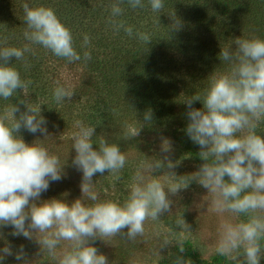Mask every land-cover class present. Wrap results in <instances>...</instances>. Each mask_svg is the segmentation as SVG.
I'll return each mask as SVG.
<instances>
[{"label": "clouds", "instance_id": "obj_1", "mask_svg": "<svg viewBox=\"0 0 264 264\" xmlns=\"http://www.w3.org/2000/svg\"><path fill=\"white\" fill-rule=\"evenodd\" d=\"M127 3L133 9L150 7L152 13H161L165 8V0ZM23 10L27 43L23 47L0 46V100L17 97V103L0 108V264H7L9 257H14L16 264H30L26 246L14 248L8 236L34 241L41 252L56 257L58 264H109L107 256L95 246L97 240L106 242L122 236L135 241L144 236L146 222L170 213L174 203L171 197L192 184L211 194L208 204L217 214L245 217L235 223L231 219L221 221L216 253L235 264H260L264 257V38L236 39L235 47L221 48L219 59L227 63V70L211 77L203 96H189L183 102L187 119L183 131L200 148L199 157L204 163L194 172L177 175L174 169L181 161L171 158V138L161 136L160 155L141 163L123 203L100 200L93 177L105 171L119 172L127 162L125 154L118 144L106 140H100L94 148L96 128L76 120L71 163L82 173V197L68 203L60 198L41 199L50 184L64 178L65 166L43 143H27L21 135L24 130L47 137L48 121L42 114V104L28 99L31 81L23 79L11 61L24 60L32 45L69 62L90 60L91 52L84 50L81 55L76 50L71 29L52 7H31L25 2ZM123 11L119 2L114 3L111 17H119ZM169 15L173 20L170 31L180 30L181 20L176 14ZM110 22L133 36V27L115 19ZM135 35L150 44L149 34ZM4 43L0 41V45ZM89 44L90 38L85 35L81 47L86 49ZM18 90L24 98L17 96ZM74 94L70 85L57 86L52 99L61 104ZM197 101L202 107H194ZM152 120V111H146L143 124ZM143 127L129 126L125 135L138 137ZM174 223L180 229L174 245L183 253L189 225L183 215ZM7 228L11 231L6 235ZM63 241L69 242L68 248L57 256ZM168 245L173 244L167 238L161 239L156 254ZM173 264H186V259L177 255Z\"/></svg>", "mask_w": 264, "mask_h": 264}, {"label": "trees", "instance_id": "obj_2", "mask_svg": "<svg viewBox=\"0 0 264 264\" xmlns=\"http://www.w3.org/2000/svg\"><path fill=\"white\" fill-rule=\"evenodd\" d=\"M25 2L55 9L71 29L76 50L81 55L84 50L91 52L90 60L69 62L32 45L24 60L12 59L21 77L31 81L28 99L42 104L47 126L55 123L61 139L72 140L74 122L81 120L96 128L94 148L106 140L118 144L121 151L141 136L143 141L146 136L170 137L180 156L197 165L204 161L199 157L200 148L183 131L187 124L184 100L203 96L211 77L227 70V63L219 59L221 48L235 47L236 39L264 38V0H165L161 13H152L147 6L133 9L127 0H0V41L6 42L0 46L27 43L23 36ZM118 2L123 14L112 18L111 7ZM169 14L181 20L180 30L170 31L173 20ZM112 19L133 27V36L123 28L117 30ZM136 32L149 34L150 44L140 41ZM85 35L90 44L83 49ZM67 74L73 76L68 84ZM69 85L75 93L72 99L56 104L53 89ZM18 92L24 98L22 90ZM12 102L17 103V97L0 100V108ZM194 107H202V103L197 101ZM148 110L153 120L144 125ZM129 126L144 127L138 137L130 138L125 135ZM21 135L27 143H39L40 133L22 130ZM124 171L97 173V179L112 189ZM184 248L183 253L177 248L175 256H182L186 264H235L219 254L206 261L192 246ZM156 264L173 263L162 259Z\"/></svg>", "mask_w": 264, "mask_h": 264}, {"label": "rangeland", "instance_id": "obj_3", "mask_svg": "<svg viewBox=\"0 0 264 264\" xmlns=\"http://www.w3.org/2000/svg\"><path fill=\"white\" fill-rule=\"evenodd\" d=\"M72 80V75H65L67 84ZM261 127L264 129V125ZM47 128L48 136L44 138L40 134L39 138L37 136L38 141L43 143L51 154H55L60 158L62 166H65V176L60 181L50 184L48 191L42 194L41 199L60 198L72 203L82 197L80 187L82 173L77 171L71 163L75 156V150L72 149L73 140L61 139V132L55 123H50ZM141 138L142 136L139 140L132 141L122 151L127 160L124 167L125 171L120 175L117 183L112 186V189H107L108 187L97 179L98 175H94L93 182L100 200H118L123 203L128 197L130 186L141 163L160 155V137L146 136L144 141ZM171 140L173 142L171 158L174 161H181L174 169L176 174L185 175L196 171L199 165L188 158L180 156L178 147L172 138ZM162 174L163 172L158 173V175ZM171 199L174 203L170 213H165L157 221L146 222L144 236L137 237L135 241L127 240L126 237L122 236L108 238L106 242L96 241L95 246L107 256L109 264H156L162 259H168L173 263L177 249L174 245L176 231L180 230L174 222L178 216L182 215L189 225V230L185 233L186 238L183 246H192L201 259L211 261L214 256L218 255L215 249L219 240L218 229L221 221L231 219L235 223L244 219L242 215L233 218V215L227 212L222 215L214 212L211 205L208 204V201L211 200V194H207L206 189L196 184H192L188 189L181 190ZM88 203H91V201H88ZM10 231V228L4 229L6 235ZM126 231L127 229H125ZM7 238L14 248L20 244L26 246L30 264H58L56 257L51 256L46 251L41 252L39 245L34 241L26 240L23 237L8 236ZM164 238H167L173 245L161 249V254L157 255L160 241ZM68 243L66 241L61 242V246L57 249V256L62 255L68 248ZM0 246H3V241H0ZM7 264H16L14 257H9ZM260 264H264V257L261 258Z\"/></svg>", "mask_w": 264, "mask_h": 264}]
</instances>
